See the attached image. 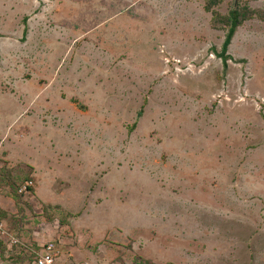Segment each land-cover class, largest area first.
<instances>
[{"label":"rangeland","instance_id":"374dc122","mask_svg":"<svg viewBox=\"0 0 264 264\" xmlns=\"http://www.w3.org/2000/svg\"><path fill=\"white\" fill-rule=\"evenodd\" d=\"M208 1L0 0V264H264V21L225 67Z\"/></svg>","mask_w":264,"mask_h":264},{"label":"trees","instance_id":"16d2710c","mask_svg":"<svg viewBox=\"0 0 264 264\" xmlns=\"http://www.w3.org/2000/svg\"><path fill=\"white\" fill-rule=\"evenodd\" d=\"M222 0H209L206 4V10H211V7L214 5H217L221 2ZM213 15L211 18V25L214 28H226L227 32L225 35V39L221 48V51H217L214 50L215 54L220 57L223 60L224 66H227V60L231 59V55L228 53V46L230 45L232 38L234 36L235 30L237 29L238 26L242 25L244 21L253 18L254 16H258L259 18H261L262 20H264V9L262 8H252L250 7L247 3L242 4L240 2V0H235V3H233L231 9L229 10V12L226 15H222L216 11H213ZM11 180V179H10ZM31 181V180H30ZM25 183H28V180L24 181ZM24 183V184H25ZM15 180L14 182L10 181L9 185H10V190L14 193V194H20V196L22 194L27 193L28 191H32V187L33 185L28 184V188L25 191L20 192V188H21V184L18 183ZM33 184V182H32ZM0 218H5L7 219V216L3 215V213L0 212ZM15 236H19V232L15 231ZM20 240H18V244H19ZM13 244L12 246H7L8 243L6 241H4L3 239H0V249H3L4 251H8L9 253H11V256L16 254V252H14L15 247H18V245ZM47 242L44 244L46 245ZM9 249H8V248ZM2 253V252H1ZM3 254V253H2ZM31 256V254H30ZM35 253H33V259L35 258ZM32 258V256H31ZM148 264H153L151 261L147 260L146 261Z\"/></svg>","mask_w":264,"mask_h":264},{"label":"built area","instance_id":"2783aa9c","mask_svg":"<svg viewBox=\"0 0 264 264\" xmlns=\"http://www.w3.org/2000/svg\"><path fill=\"white\" fill-rule=\"evenodd\" d=\"M28 184L32 185V181L25 183L21 186L20 192L25 191L28 188ZM0 239H3L8 243V246L18 243V238L11 232L7 220L0 218ZM59 249L53 241H48L46 245H43V250L37 252V256L34 259V264H57V257Z\"/></svg>","mask_w":264,"mask_h":264},{"label":"flooded vegetation","instance_id":"af4514ba","mask_svg":"<svg viewBox=\"0 0 264 264\" xmlns=\"http://www.w3.org/2000/svg\"><path fill=\"white\" fill-rule=\"evenodd\" d=\"M249 3V2H248ZM247 3V4H248ZM250 6V5H249ZM252 8H262L263 9V7H252ZM252 19H258V20H260V21H264V20H262L261 18H259L258 16H254L253 18H250V19H248V20H252Z\"/></svg>","mask_w":264,"mask_h":264}]
</instances>
